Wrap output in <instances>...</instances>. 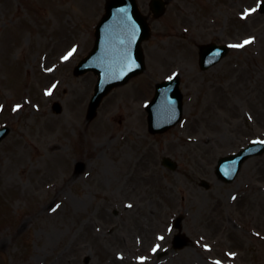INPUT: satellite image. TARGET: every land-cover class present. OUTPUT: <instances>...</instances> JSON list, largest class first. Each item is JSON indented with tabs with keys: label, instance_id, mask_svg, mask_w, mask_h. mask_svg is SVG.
<instances>
[{
	"label": "rangeland",
	"instance_id": "obj_1",
	"mask_svg": "<svg viewBox=\"0 0 264 264\" xmlns=\"http://www.w3.org/2000/svg\"><path fill=\"white\" fill-rule=\"evenodd\" d=\"M149 2L138 0L152 26L147 70L88 121L97 76L74 67L106 0H0V127H11L0 143V264H264V154L231 183L215 174L220 156L264 140L261 0H168L160 18ZM245 40L200 68L199 45ZM177 72L183 120L153 134L146 105ZM177 216L190 242L174 250Z\"/></svg>",
	"mask_w": 264,
	"mask_h": 264
},
{
	"label": "water",
	"instance_id": "obj_2",
	"mask_svg": "<svg viewBox=\"0 0 264 264\" xmlns=\"http://www.w3.org/2000/svg\"><path fill=\"white\" fill-rule=\"evenodd\" d=\"M155 16L165 12L162 0H153ZM264 11V2L262 3ZM150 26L140 12L136 0H108L106 14L96 30V45L93 51L76 67V73L95 71L99 78L91 99L88 118L92 119L102 98L116 85L126 82L131 76L144 70V56L141 43L148 38ZM228 52L225 45L209 44L201 47V64L207 68ZM149 126L152 132L165 131L180 120L182 115V94L179 78L158 85L154 100L148 106ZM9 127L0 129V141L9 133ZM254 141L238 153L221 158L217 173L226 180H233L242 163L251 155L264 152V144ZM163 163L172 169L176 162L164 158ZM179 226V224H178ZM186 239L177 235L176 247H182Z\"/></svg>",
	"mask_w": 264,
	"mask_h": 264
},
{
	"label": "snow or ice",
	"instance_id": "obj_3",
	"mask_svg": "<svg viewBox=\"0 0 264 264\" xmlns=\"http://www.w3.org/2000/svg\"><path fill=\"white\" fill-rule=\"evenodd\" d=\"M250 11H255V9H251ZM247 15V12L245 13ZM251 40H245L243 41V43L241 44H236V45H230V47H236V48H240V47H243L245 44H248L250 43ZM72 51H75V48L72 49ZM68 55L70 56L71 55V52L68 53ZM68 56H65L63 57V59H67ZM175 75V74H174ZM55 87V86H53ZM46 94H51V89L48 90V92ZM19 107V105H17V108ZM260 143L264 144V141H261ZM235 198V197H234ZM160 239H163V237H160ZM156 249L154 248L153 251H155ZM234 255V254H233ZM143 259V258H141ZM217 264H219V262H217Z\"/></svg>",
	"mask_w": 264,
	"mask_h": 264
}]
</instances>
